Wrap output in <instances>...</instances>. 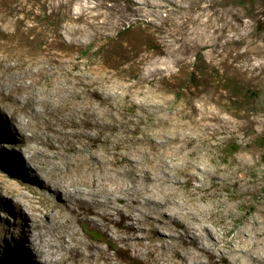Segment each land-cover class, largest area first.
Listing matches in <instances>:
<instances>
[{"label": "rangeland", "instance_id": "374dc122", "mask_svg": "<svg viewBox=\"0 0 264 264\" xmlns=\"http://www.w3.org/2000/svg\"><path fill=\"white\" fill-rule=\"evenodd\" d=\"M28 121L61 168L96 155L163 216L128 264H264V0H0V264L76 178L33 155Z\"/></svg>", "mask_w": 264, "mask_h": 264}, {"label": "bare ground", "instance_id": "6f19581e", "mask_svg": "<svg viewBox=\"0 0 264 264\" xmlns=\"http://www.w3.org/2000/svg\"><path fill=\"white\" fill-rule=\"evenodd\" d=\"M79 29L76 27L72 31ZM29 87L31 88V85L17 84L14 89ZM14 89L8 91L6 96L11 97L20 108H25V117H30L32 120L37 118L32 99L29 96L18 98L14 94ZM28 123L30 137L37 143L32 149L33 155L47 165L49 173H64L67 177L74 175L76 178L72 181V185H68L71 187L67 188L66 185L60 187L65 199L61 204H57L60 208L57 215L51 214L54 209L52 205L42 201L43 204H47V207H44L46 210L44 219L33 220L27 230L22 251L15 256V259L23 264H33L30 259L34 256L40 257L45 264H128L129 259L133 257V251H137L138 247L146 245L148 252H152L153 241L149 243L145 241L151 238L150 232L157 231V224L162 221L163 216H154L140 209L141 204L137 196L139 190H136V187H132L135 189L133 193L126 192L128 196L125 193L127 191L125 185H119L117 189L110 188L106 181L115 180L114 178L121 176L122 172H117L114 176H106L107 172L114 170L104 167L106 162L96 155H90L89 160L74 161L75 164L65 161L64 168H61L58 160L62 158V153H59L53 135L45 133L38 123L35 125L33 121ZM51 131L55 129L51 127ZM22 156L23 159L27 158L25 154ZM35 183L43 190L48 189V184L41 185L42 180L39 176H36ZM58 191L56 187L55 192ZM18 196L26 199L25 194L20 190ZM16 199L18 200L17 197ZM163 215L166 217V213ZM142 216L148 221L147 230L139 225ZM76 225L98 230L101 238L87 235ZM101 242H105L106 245L102 246ZM200 248L210 250L209 246L205 245Z\"/></svg>", "mask_w": 264, "mask_h": 264}, {"label": "trees", "instance_id": "16d2710c", "mask_svg": "<svg viewBox=\"0 0 264 264\" xmlns=\"http://www.w3.org/2000/svg\"><path fill=\"white\" fill-rule=\"evenodd\" d=\"M245 1H246V3H247V2H250V3H252V1H253V0H245Z\"/></svg>", "mask_w": 264, "mask_h": 264}]
</instances>
